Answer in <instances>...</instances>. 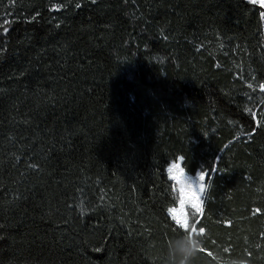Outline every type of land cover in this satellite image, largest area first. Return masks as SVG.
I'll use <instances>...</instances> for the list:
<instances>
[{
    "label": "trees",
    "instance_id": "trees-1",
    "mask_svg": "<svg viewBox=\"0 0 264 264\" xmlns=\"http://www.w3.org/2000/svg\"><path fill=\"white\" fill-rule=\"evenodd\" d=\"M178 157L210 185L188 264H264V8L0 0V264H180Z\"/></svg>",
    "mask_w": 264,
    "mask_h": 264
},
{
    "label": "clouds",
    "instance_id": "clouds-1",
    "mask_svg": "<svg viewBox=\"0 0 264 264\" xmlns=\"http://www.w3.org/2000/svg\"><path fill=\"white\" fill-rule=\"evenodd\" d=\"M165 174L173 183L171 195L174 201L166 211L170 220L186 233L183 238L184 243L178 252L183 257L180 264H188L191 253L201 251L202 246L197 237L204 236L205 232L203 228L197 230L196 227H193V220L196 224L199 223L198 217L203 214L204 197L210 185L205 184V174L201 170H198L193 176L183 166V157H178L176 161L166 165ZM77 210L82 215L88 212L83 203L77 205ZM186 225L188 227H185ZM239 264H243V261H240Z\"/></svg>",
    "mask_w": 264,
    "mask_h": 264
},
{
    "label": "rangeland",
    "instance_id": "rangeland-1",
    "mask_svg": "<svg viewBox=\"0 0 264 264\" xmlns=\"http://www.w3.org/2000/svg\"><path fill=\"white\" fill-rule=\"evenodd\" d=\"M251 2H253L252 0H251ZM257 2H259L260 3V0H257ZM254 3V2H253ZM262 5H264V3H261ZM205 174V184H208V182H207V175H206V173H204ZM193 176H195V175H193ZM205 197H206V195H205ZM205 197H204V201H205ZM204 206V205H203ZM201 217H202V215L201 216H199L198 217V219L200 220L201 219ZM196 226V223H195V220H193V227H195ZM185 227H188L187 225L185 226Z\"/></svg>",
    "mask_w": 264,
    "mask_h": 264
},
{
    "label": "built area",
    "instance_id": "built-area-1",
    "mask_svg": "<svg viewBox=\"0 0 264 264\" xmlns=\"http://www.w3.org/2000/svg\"><path fill=\"white\" fill-rule=\"evenodd\" d=\"M252 1L254 2V0H252ZM254 3L264 8V5H262L261 2L260 3L259 2H254Z\"/></svg>",
    "mask_w": 264,
    "mask_h": 264
},
{
    "label": "snow or ice",
    "instance_id": "snow-or-ice-1",
    "mask_svg": "<svg viewBox=\"0 0 264 264\" xmlns=\"http://www.w3.org/2000/svg\"><path fill=\"white\" fill-rule=\"evenodd\" d=\"M254 2H257V0H254ZM260 2L261 3H264V0H260ZM204 179H205V177H204Z\"/></svg>",
    "mask_w": 264,
    "mask_h": 264
},
{
    "label": "bare ground",
    "instance_id": "bare-ground-1",
    "mask_svg": "<svg viewBox=\"0 0 264 264\" xmlns=\"http://www.w3.org/2000/svg\"><path fill=\"white\" fill-rule=\"evenodd\" d=\"M249 1H251V0H249ZM255 4V3H254ZM257 5V4H256ZM263 8V7H262Z\"/></svg>",
    "mask_w": 264,
    "mask_h": 264
}]
</instances>
